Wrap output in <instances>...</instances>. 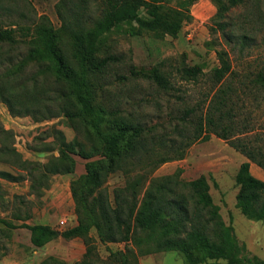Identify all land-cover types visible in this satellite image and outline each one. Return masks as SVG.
I'll list each match as a JSON object with an SVG mask.
<instances>
[{
    "label": "trees",
    "instance_id": "obj_1",
    "mask_svg": "<svg viewBox=\"0 0 264 264\" xmlns=\"http://www.w3.org/2000/svg\"><path fill=\"white\" fill-rule=\"evenodd\" d=\"M197 1L61 0L58 28L46 15L30 27H0V101L11 115L30 116L36 123L64 117L76 133L74 141L67 142L63 133L53 128L59 156L53 154L45 164L23 161L11 150L20 157L26 176L0 171V180L18 183L29 179L31 191L41 195L51 186L53 176L74 172L73 156L87 161L85 174L71 182L77 225L60 232L49 225L23 224L35 248H43L59 236L82 237L87 251L75 264H139L141 257L173 251L182 253L186 264H264L257 256L241 255L242 248L215 204L206 176L188 182L180 178V171L151 177L160 164L182 160L185 148L215 135L248 160L241 164L235 179L240 188L238 207L264 226V181L251 172V163L264 170V145L251 135L246 125L249 120L238 123L245 109L239 97L234 98L239 91L247 93L249 85L264 93V70L233 89L226 86L233 74L232 62L228 52L218 51L219 66L213 70L212 80L219 89L206 113L194 121L193 131L188 136L182 132L178 138L158 137L155 129L126 112L120 103L112 105L110 95L107 97L112 64L123 60L116 53L113 36L139 37L151 32L176 38L183 24L193 19L191 8ZM212 2L217 8L213 21L222 31L227 14L248 4V0ZM255 15L249 11L245 16L253 17L249 23H257ZM239 37L244 49L251 36L243 32ZM161 66L143 78L168 93L174 88L172 75ZM131 72L140 75L134 68ZM178 73L181 82H191L200 77L203 67L186 66ZM160 148L167 153L159 160ZM50 150L46 145L45 151ZM117 173L126 181L110 191L106 184ZM91 231L102 245L125 243V250L111 252L109 259L100 263L93 255ZM41 264L64 263L49 257Z\"/></svg>",
    "mask_w": 264,
    "mask_h": 264
},
{
    "label": "rangeland",
    "instance_id": "obj_2",
    "mask_svg": "<svg viewBox=\"0 0 264 264\" xmlns=\"http://www.w3.org/2000/svg\"><path fill=\"white\" fill-rule=\"evenodd\" d=\"M60 2L0 0V27L12 24L30 27L40 16L46 15L58 28L57 7ZM248 10L256 14L254 21L257 23H249L253 17L245 16L249 14ZM216 13L212 0H199L191 8L193 19L183 24L176 38L156 36L151 32L139 37L114 35L116 53L123 60L113 63L111 68L112 84L107 97L110 95L112 105L120 103L126 112L135 114L155 129L158 137L178 138L182 132L188 136L194 129V121L206 113L209 101L219 89L212 80V72L219 66L218 51L228 52L232 62L233 74L226 86L233 89L241 87L242 81L249 83L257 72L264 70V0H248L246 8L228 13L223 21L225 31L218 29L213 21ZM242 31L251 36L244 49H241L244 40L239 37ZM20 51L24 53L25 48ZM160 64L172 75L174 88L168 93L143 78V74ZM186 66H202L203 73L195 81L181 82L178 69ZM131 68L140 75L132 74ZM254 90L253 85H249L247 93H235V100L239 97L240 106L245 109L237 121L249 120L246 125L251 135L260 138L261 145H264V93ZM192 109L195 112L187 114ZM53 128L61 131L67 142L74 141L76 133L64 117L36 123L30 116L11 115L6 104L0 101V149L5 147L0 153V171L26 176L20 157L11 151L14 149L23 161L40 164L47 163L53 154L59 156V143L52 133ZM46 145H50V151H45ZM158 151L160 160L167 152L162 148ZM184 151L182 160L171 159L160 164L151 177L160 178L180 171V178L188 182L206 176L215 204L220 207L226 223L232 226L242 248L241 255L264 259L263 223L246 217L238 207L240 188L235 179L241 164L248 161L246 157L215 135L207 141L193 143ZM73 158L74 172L53 176L51 186L41 195L31 191L29 179L18 183L0 180V264H41L49 257L64 264H75L84 259L87 251L84 238L64 239L59 236L45 247L35 248L30 231L22 226L43 224L61 232L77 225L71 182L85 174L87 161L79 156ZM125 181V176L117 173L110 177L106 187L111 191ZM5 223L17 228L11 229ZM89 237L94 258L100 263L109 259L111 252L126 247L125 243L102 245L95 231H91ZM139 264L186 262L182 253L173 251L141 257Z\"/></svg>",
    "mask_w": 264,
    "mask_h": 264
},
{
    "label": "crops",
    "instance_id": "obj_3",
    "mask_svg": "<svg viewBox=\"0 0 264 264\" xmlns=\"http://www.w3.org/2000/svg\"><path fill=\"white\" fill-rule=\"evenodd\" d=\"M251 172L260 180L264 181V170L259 168L256 164L251 163Z\"/></svg>",
    "mask_w": 264,
    "mask_h": 264
},
{
    "label": "built area",
    "instance_id": "obj_4",
    "mask_svg": "<svg viewBox=\"0 0 264 264\" xmlns=\"http://www.w3.org/2000/svg\"><path fill=\"white\" fill-rule=\"evenodd\" d=\"M62 224H64V221H62Z\"/></svg>",
    "mask_w": 264,
    "mask_h": 264
}]
</instances>
